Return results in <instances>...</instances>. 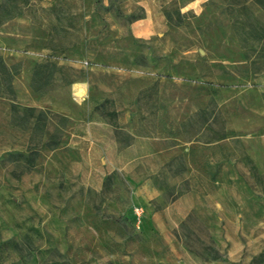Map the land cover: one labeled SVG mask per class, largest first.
Segmentation results:
<instances>
[{"label": "rangeland", "instance_id": "1", "mask_svg": "<svg viewBox=\"0 0 264 264\" xmlns=\"http://www.w3.org/2000/svg\"><path fill=\"white\" fill-rule=\"evenodd\" d=\"M53 3L0 0V264H264V0Z\"/></svg>", "mask_w": 264, "mask_h": 264}, {"label": "crops", "instance_id": "2", "mask_svg": "<svg viewBox=\"0 0 264 264\" xmlns=\"http://www.w3.org/2000/svg\"><path fill=\"white\" fill-rule=\"evenodd\" d=\"M50 7H51L50 11H52V13L55 14L56 13L55 0H54L53 5L50 4ZM159 19L162 22L166 23V19L164 18V16H160ZM154 27H155L154 17H153L151 9L147 6H144V16L140 19L133 21L130 24V30H131L132 35L135 38L142 39V40H146L150 38V36L153 33Z\"/></svg>", "mask_w": 264, "mask_h": 264}, {"label": "trees", "instance_id": "3", "mask_svg": "<svg viewBox=\"0 0 264 264\" xmlns=\"http://www.w3.org/2000/svg\"><path fill=\"white\" fill-rule=\"evenodd\" d=\"M140 18H136L133 21L140 19ZM11 77H12V74L10 72V69L6 66V64L3 62L2 57L0 56V87L2 85H4L5 83H7V89H8V91H11V87H10ZM8 83H9V85H8ZM1 94H3V92L0 90V96H1Z\"/></svg>", "mask_w": 264, "mask_h": 264}]
</instances>
